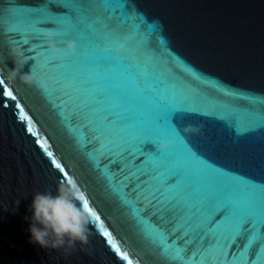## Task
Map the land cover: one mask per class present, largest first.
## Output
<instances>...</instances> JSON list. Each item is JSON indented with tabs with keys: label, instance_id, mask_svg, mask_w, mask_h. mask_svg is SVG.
<instances>
[{
	"label": "water",
	"instance_id": "95a60500",
	"mask_svg": "<svg viewBox=\"0 0 264 264\" xmlns=\"http://www.w3.org/2000/svg\"><path fill=\"white\" fill-rule=\"evenodd\" d=\"M46 29L76 55H53ZM12 46L37 85L9 78ZM0 80V264H126L104 229L132 264H222L241 215L264 223V0H0ZM69 178L101 220L87 244L41 247L32 200Z\"/></svg>",
	"mask_w": 264,
	"mask_h": 264
},
{
	"label": "clouds",
	"instance_id": "9594fccd",
	"mask_svg": "<svg viewBox=\"0 0 264 264\" xmlns=\"http://www.w3.org/2000/svg\"><path fill=\"white\" fill-rule=\"evenodd\" d=\"M43 35L48 49L57 58L76 55L78 48L76 40L60 39L57 43V37L61 34L52 29L44 30ZM8 56L13 57L16 64V68L9 71V78L19 77L21 82L28 86L37 85L39 78L32 70L30 73L21 74V69L29 60L23 49L12 46L9 48ZM39 86L43 87V84ZM166 148V144L158 145L159 150H166ZM82 196L83 191L75 181L61 184L56 194L49 192L35 194L31 205L33 211L30 228L32 242L44 248L48 246L61 248L67 243L68 248L65 251L73 247L76 242L87 244L90 217L88 212L79 205Z\"/></svg>",
	"mask_w": 264,
	"mask_h": 264
},
{
	"label": "snow or ice",
	"instance_id": "6c2138e0",
	"mask_svg": "<svg viewBox=\"0 0 264 264\" xmlns=\"http://www.w3.org/2000/svg\"><path fill=\"white\" fill-rule=\"evenodd\" d=\"M13 31H15V30H13ZM39 31H40V29H35L31 33V35L39 36L38 35ZM59 33L61 35L66 34V33H62L61 31H59ZM111 35L114 36L113 34H111ZM27 36L28 35H25V43H27ZM97 46L102 47L103 42H97ZM4 83H5L4 80H0V84H4ZM4 95L7 97H10L12 99H16L12 90L5 91ZM18 107H20V106L18 105ZM176 112H178V111H176ZM176 112H174V113H176ZM174 113H172L171 116L169 117L168 123H172V116ZM73 115L76 116V114H73ZM20 118L25 122L29 121V117H27L23 113V111H21V113H20ZM173 126H174V124H173ZM27 127H28V130L31 132L32 131V124L30 122L27 123ZM262 128H264V127H262ZM249 130H251V129H249ZM158 145H157V150H159ZM102 147L103 146L101 145L100 149ZM45 151L49 157L53 156V152L51 150L46 148ZM106 153H109V152H101V154H106ZM54 164H55V167L57 169H61L62 166L60 163L54 162ZM172 179L173 178L170 177L167 182L170 183L172 181ZM73 181H74L73 179L69 178L67 182L71 183ZM82 207L96 221L101 220L100 215L94 210V207L91 206L90 200L86 197V194L84 192H83V196H82ZM216 212L219 213L218 216L215 215ZM232 215H234V211L228 205H224V206H220V207H213V214L208 215L209 218L207 221V235L206 236H211L213 238V240H215L217 237L212 232V229L215 228V226L217 224H219L220 221H222L225 217L232 216ZM100 227L102 229H104V225L102 223L100 224ZM102 235H103V237L106 238V242L112 248V250H114V252L119 257H121L124 261H126V264H132V260L129 259L127 252L122 251L121 247L118 246L117 243H114V237H113L110 230L104 229L102 231ZM254 236H256L257 238L253 239ZM241 239L244 240V243L240 245L241 250L239 251V253H242V252H244L245 249H247L248 264H253V262L255 261V258L260 254V249L262 247H264V223L258 222L253 215H241L239 217L237 223L235 224L233 231L223 237L224 251L221 254L222 264H232V261L234 260V258L239 255V253L238 254L232 253L230 250ZM184 253H185V249H183V254ZM173 260H175V259H173Z\"/></svg>",
	"mask_w": 264,
	"mask_h": 264
}]
</instances>
